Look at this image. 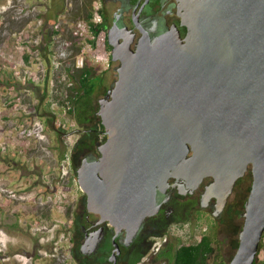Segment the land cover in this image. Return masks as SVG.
<instances>
[{"label": "water", "instance_id": "water-1", "mask_svg": "<svg viewBox=\"0 0 264 264\" xmlns=\"http://www.w3.org/2000/svg\"><path fill=\"white\" fill-rule=\"evenodd\" d=\"M176 1L187 36L174 25L151 38L141 27L137 52L122 60L119 79L98 101L107 140L98 160L78 168V185L99 224L131 242L171 187L194 195L214 177L201 207L220 218L252 166L230 264H255L264 236V0ZM99 241L100 232L82 253H94ZM114 247L116 264L115 239Z\"/></svg>", "mask_w": 264, "mask_h": 264}, {"label": "rangeland", "instance_id": "rangeland-1", "mask_svg": "<svg viewBox=\"0 0 264 264\" xmlns=\"http://www.w3.org/2000/svg\"><path fill=\"white\" fill-rule=\"evenodd\" d=\"M51 1L65 3V12L59 14L58 21L62 26L61 44L67 45L60 46L53 36L49 58L44 59L37 57L39 51H30L43 40L42 26L53 7ZM83 1L0 0V264L84 263L75 222L86 211L85 195L76 171L64 161L82 137L79 130L100 129V118L96 115L92 123L81 126L69 114L67 105L61 104L71 88L66 70L73 68L74 62L78 69L80 56L75 55L80 40L74 32L76 25L85 20L77 10ZM85 2L89 5L91 0ZM98 6L93 3L94 14ZM60 47L68 56L62 70H55L50 67V53ZM26 56L30 57L28 62ZM27 68L32 70L35 83L19 81ZM100 68L106 92L114 72ZM101 98L104 93H97V111ZM92 139L102 144L104 138L100 134ZM37 179L47 185L37 184ZM247 200L236 195L220 218H214L212 210L198 208L180 228L185 229L188 223L192 233L196 231L193 229L206 228L203 235L213 237L221 258L218 264H230L239 248ZM185 236L169 241L178 246L194 244V235L188 239ZM152 257L148 254L141 263L151 264ZM215 262L216 258L211 264ZM255 263L264 264V236Z\"/></svg>", "mask_w": 264, "mask_h": 264}, {"label": "flooded vegetation", "instance_id": "flooded-vegetation-1", "mask_svg": "<svg viewBox=\"0 0 264 264\" xmlns=\"http://www.w3.org/2000/svg\"><path fill=\"white\" fill-rule=\"evenodd\" d=\"M91 2L98 3L99 5L98 12L101 16V25L104 26V31L106 32L105 50L109 55L110 61L108 71L112 70L114 72L110 81V89L119 79L118 70L123 66L122 60H125L130 53L137 52L140 41L143 38L141 27L149 33L151 38L166 32L174 25L177 26L183 38L188 34V29L182 26L181 18L178 16V3L176 0H91ZM44 24L43 22V26ZM111 31L112 35L110 37ZM113 55L119 60L114 61ZM102 84L104 86V82ZM110 89L107 90L104 97L107 96ZM98 127L100 129L79 130L82 137L74 145L71 154L68 155L71 171H76L85 159L91 162L99 159V146L101 144L94 142L92 138L96 135L100 136V134L103 135V138L107 136L106 134H102L105 132L101 129L99 123ZM104 142L103 139L102 144ZM78 154H81L82 162L76 165L73 157ZM253 180L254 176L251 166L245 172L244 176L237 180L230 199L236 195L248 199L251 194ZM35 182L37 184L43 183L47 185L46 182L38 181V179ZM174 182V180L171 181L172 185H174ZM215 182L214 177L206 178L194 195L182 196L179 194L178 189L173 187L165 194L159 193L158 203L161 205L160 213L145 220L138 235L131 242H128L126 232H122L116 236V233L111 227H108L106 224H99L100 216L88 212L87 198L85 196L84 203L86 204V211L82 213L81 219H76L75 222L79 233V252L84 261L83 264H114L110 261L115 251L114 239L120 248V254L117 255L116 264H142V259L139 262L137 261L149 245V239L152 240L156 237H161L158 235L162 231L169 230L174 226H180L186 218L197 213L198 208H202L201 199L206 188ZM55 191L57 192V190ZM215 203V200H213V206ZM209 210L213 211V208ZM98 232H100V241L94 253L90 254L87 252L83 254L81 251L82 245L90 241ZM71 242L73 243L72 238ZM165 247L166 245L163 248ZM106 254H108L107 259L105 258Z\"/></svg>", "mask_w": 264, "mask_h": 264}, {"label": "trees", "instance_id": "trees-1", "mask_svg": "<svg viewBox=\"0 0 264 264\" xmlns=\"http://www.w3.org/2000/svg\"><path fill=\"white\" fill-rule=\"evenodd\" d=\"M81 4L77 6L79 16L87 21H91L94 17L93 2H90L89 5L86 2ZM63 12H65V3L63 1L53 5L42 29L43 40L39 46H33L30 52L36 53L39 51L42 58H49L48 55L51 38L56 34L54 26L58 21L59 14ZM92 30L96 35H98L104 30V26L92 25ZM79 53L80 49L78 48L75 56L77 57ZM29 58V56H26L27 62L29 61ZM73 64V68L66 70L68 80L72 84V87L68 89V92L65 95L66 98L61 102V104L67 105L69 114L74 116L79 125L85 126L90 124L98 113V107L95 100L97 93L102 92L105 95L107 93V89L106 92H103L105 86L102 84L103 80L100 76V67L86 62L83 68L76 69L75 62ZM47 81L49 83V78ZM99 124L101 129L105 132L102 121H100ZM102 134L105 135V133ZM106 140L107 137H104V141ZM63 158L64 155L62 154L61 159ZM73 161L74 163L76 162V165L81 164V154L76 156L74 155ZM167 232L168 230L166 229L158 236H164ZM151 245L152 240L149 239V245L146 247L145 252L140 256L137 262L150 253ZM214 258H216V262L214 264H218V261H220L221 258L218 256L215 241L212 236L205 235L199 243L191 245L178 246L176 242H173L171 239L159 254L152 257L151 264H211V261Z\"/></svg>", "mask_w": 264, "mask_h": 264}, {"label": "built area", "instance_id": "built-area-1", "mask_svg": "<svg viewBox=\"0 0 264 264\" xmlns=\"http://www.w3.org/2000/svg\"><path fill=\"white\" fill-rule=\"evenodd\" d=\"M92 25H101V16L98 12V9L91 21L83 20L75 27L74 33L76 35V38L78 37V39L80 40L78 44V48L80 49V57L77 60V68L81 69L84 67L86 62H89L94 66H99L104 68V70H108L110 67V61L109 55L105 50L106 32L103 30L102 32H100V34L96 35L95 32L92 30ZM54 31L56 34L53 38L57 41L56 43H58L60 46L67 45L66 42L65 44H61L62 41H60L63 40L62 26L60 20L55 24ZM60 48L62 49L61 51H59ZM60 48H57V51H52V53H50V67L55 70H62L68 56L66 49L62 47ZM37 57H41L39 52L37 53ZM41 66L43 67V65ZM45 77H47V74L44 70V81L46 79ZM19 81L23 82V84H26L30 81L35 83L36 78L34 77L32 70L30 68H27L26 72H24V75L22 77H19ZM70 85L72 87V84ZM38 125L39 123H36V126ZM64 162L65 164L67 163V166H70V160L68 157H66V160ZM63 166L64 168L66 167L65 165ZM171 230L168 231L164 236L154 238L153 245L150 251L152 256L159 254L160 251L163 249L164 245L168 243L171 237L181 238L186 235L185 239H188L191 238L192 235H194V244H197L205 236L203 235V233L206 232V228H201L193 229L196 231L195 233H192V225L190 223L186 224L185 229H181L180 226H174L171 228Z\"/></svg>", "mask_w": 264, "mask_h": 264}]
</instances>
